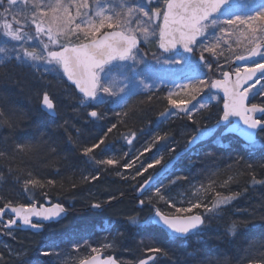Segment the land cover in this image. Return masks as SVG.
Returning a JSON list of instances; mask_svg holds the SVG:
<instances>
[{
  "label": "trees",
  "instance_id": "16d2710c",
  "mask_svg": "<svg viewBox=\"0 0 264 264\" xmlns=\"http://www.w3.org/2000/svg\"><path fill=\"white\" fill-rule=\"evenodd\" d=\"M43 39L47 41L46 37ZM14 45L8 43L12 54L16 53L13 51ZM147 50L143 45L138 54L145 53L153 58L163 56L158 49L154 53ZM207 56H210L207 58L211 62H215V57ZM4 61L0 64V113L14 112L19 126L12 128V121L0 115V207L7 202L25 206L35 204L37 207L59 203L67 205L72 212L66 222L46 226L41 235L17 231L13 232L14 238L6 237L0 245V253L7 244L11 251L8 264H61V257H66L70 264H80L81 260L95 254L91 252V247H97L99 251L103 249V253L115 256L122 264H135L151 255H159L155 264H201L199 255H189L197 250L212 264H217L225 254L228 264H247L248 260L260 264L264 260V228L260 227L264 223L260 219L264 217V133L259 145L253 147L246 146L235 137L201 145L182 158L176 168L156 186L161 190L177 188L184 191L190 201L209 206L217 193L236 196L231 203L215 210L216 218L211 220L202 236L194 235L187 242L170 240L159 229L151 226L138 228L131 225L129 219L134 215L137 223L142 224L151 215V209L139 208L138 200L132 199L133 194L137 193L134 186L143 182L150 173L159 171L163 163L175 155L166 148L158 151L165 141L157 144L154 137L167 134L177 141L179 151L188 137L195 134L192 129L196 126L167 104L170 91L161 89L139 93L124 108L110 104L96 108L88 105L90 103L87 101L84 105L80 104L83 98L66 83L59 68H52L55 77L43 79L33 68L21 65L15 59L6 58ZM229 66L230 63L224 64V70ZM207 76L216 78L209 72ZM44 91L49 93L56 106L54 117L41 108ZM173 98L177 102H186L188 95L182 90ZM253 102L264 103V98H256ZM166 108L175 115L160 123L159 114ZM91 110L103 112L104 118L94 120L89 117L87 113ZM25 113L29 115L28 119H24ZM221 113L222 102L218 99L193 115L198 124L207 123L210 128ZM205 117L209 119L205 121ZM112 125L116 127L108 132ZM131 137L136 140L129 145L127 140ZM100 138L105 139L108 148L103 152L96 149V155L101 159L117 160V164L96 166L82 155L84 146H91ZM21 141L39 143L35 150L29 152L16 147ZM149 147L152 150L145 151ZM137 156L139 160L133 168L123 167ZM157 158H162L160 165H155L135 180L131 178L138 169L142 170ZM96 173L100 174L98 181L82 179L84 175ZM32 179L44 183L45 187L29 184L26 190L25 181ZM48 179L54 180L55 184L47 185ZM173 180L175 183H172ZM254 180L260 183H254ZM72 183H76L77 187L72 188ZM155 188L148 194L155 196ZM189 189L193 191L188 192ZM107 201L113 204L101 213L88 211L91 203ZM157 206L168 211L164 203L159 202ZM202 211L194 209L189 215ZM246 221L255 223L257 227L252 230L243 228L242 222ZM231 222L238 227L229 240L225 227ZM108 223L113 225L110 232L102 228ZM116 232L121 235H115ZM74 244L80 247L74 249ZM149 247H160L166 254L151 253L147 251ZM42 251L57 255L45 257L41 255ZM1 262L7 264L3 259Z\"/></svg>",
  "mask_w": 264,
  "mask_h": 264
},
{
  "label": "snow or ice",
  "instance_id": "6c2138e0",
  "mask_svg": "<svg viewBox=\"0 0 264 264\" xmlns=\"http://www.w3.org/2000/svg\"><path fill=\"white\" fill-rule=\"evenodd\" d=\"M93 3L94 9L90 7L89 0H69L68 3H64L63 0H55V3H50L49 0H36L30 7L29 0H0V7L3 8L0 16L8 14L12 16L11 22L7 19L3 22L4 35L13 41L20 42L25 40L27 36L24 31L25 28L32 26L35 28V37L27 36V39H36L43 46V50L37 52L35 48L29 51L24 48L23 44L14 45L13 51L16 52V55L7 57V59H15L19 64L36 71L43 69L40 72L41 77L45 73L51 75L50 68H59L67 81L75 85L76 89L83 95L84 99L80 101V104L84 105L85 101H90L98 108L106 103L105 96L116 95L111 88L101 84L100 71L105 65L114 64L116 61H133V64L138 62L139 41L137 32L143 35L145 41L150 35L155 36L158 32L159 48L164 53L171 52L181 46L183 52L189 56H181L179 59L173 56L165 59L164 62L180 64L181 61H185L196 70L197 74L194 77H188L189 83L181 85V89L188 95L187 101L177 102L173 97L179 93L170 92L167 97V104L171 109L184 114L187 120L196 126L192 129L195 134L188 137L179 151L176 147L177 141L168 137L167 134L154 137L157 144L162 140L165 141V144L158 151H163L166 148L168 152L175 153V155L170 156L159 171L150 173L143 182L134 186L138 193L143 194L138 199L139 207L151 209V215L142 224L137 223L134 215L129 219L131 225L138 228L151 226L159 229L170 240L187 242L194 235L202 236L210 226L211 220L216 218L215 210L221 208L222 205L231 203L236 196H222L217 193L211 206L199 201H188L187 206H177L170 199H165L161 193V187L155 188V196L148 193L152 191L154 185L159 184L174 169L175 164L186 151L203 142L204 138L211 134L212 129L207 126V123L198 124L193 113L199 109L207 108L213 101L219 99L223 103L222 113L217 117L213 128L224 127L231 131L229 125L232 120L230 118L235 117L239 118L243 125L250 130L264 131V103L250 102V94H252L253 99L256 95L264 97V84L261 83L264 81V11L246 19H232L229 16V0H113L107 8L101 0H93ZM161 3L163 7H161ZM21 4H23V8L20 7ZM73 8H75L74 14ZM25 11H30L31 17L29 19L25 16L22 21L19 17L23 16ZM217 13L219 15H216ZM14 24L18 26L14 28ZM236 31H239L241 36H246L248 42L254 45L248 49L247 55L236 54V61L252 60L257 56L262 58L260 61L253 60V64L245 66L243 72L240 67H237L234 72L224 70V65L219 62L223 50L217 52L222 43L227 44L229 50L232 49L228 40ZM218 32L221 34L217 35ZM44 37L47 38L46 42ZM60 37L64 38V42L60 41ZM72 37H75V41L71 39ZM50 45L55 47L50 48ZM197 50H199L198 57L196 56ZM0 53H5L4 47H0ZM205 53L215 57V63L206 58ZM139 60H143V57H139ZM4 62L0 59V64ZM120 66L124 65L121 64ZM202 68L207 69V72L212 73L213 76L218 72L220 78L212 79L207 74H200L199 70ZM140 84L142 85L141 90L131 93L129 99L123 100L119 104L121 108L127 107L140 92H151L155 89L154 83L149 84L142 80ZM258 85L259 88H257ZM254 89L257 90L255 93H253ZM221 92L222 97L219 95ZM121 93H123V89ZM194 101L195 103H193ZM55 107L49 93L44 91L41 100L42 110L53 115ZM257 113L260 114L259 117L256 116ZM87 114L94 120L104 118V113L98 110H91ZM0 115H5L12 121L10 125L12 128L19 126L18 121L14 118L16 115L14 112H3ZM174 115V112L166 108L160 112L158 122L163 123ZM28 118L29 115L25 113L24 119ZM204 119L207 121L209 117ZM115 127L116 125H112L107 131L112 132ZM248 138L249 141H252L251 133H248ZM38 143L39 141L35 143L21 141L16 147L22 151L31 152L35 150ZM127 143L131 145L133 139L129 138ZM107 148L105 139L100 138L91 146H84L82 155L88 157L89 161L96 166H113L118 163L117 160L101 159L96 155V149L103 152ZM151 150V147L145 149V151ZM136 160H139V156L123 167L125 169L133 168ZM161 163L162 158H157L154 163H148L146 167H142V170L138 169L131 178L135 180L138 176H142L149 169ZM82 179L89 182L98 181L100 174L84 175ZM46 183L47 185H54L55 181L48 179ZM172 183H175V180ZM254 183H260V181L254 180ZM29 184L33 187L37 185L41 188L45 187L44 183L32 179L25 181L26 190ZM71 186L72 188L77 187L76 183H72ZM112 199L115 200L116 197H112ZM159 201L164 202L168 211L157 206ZM110 203L111 201L95 202L91 203L90 207L95 210H103ZM194 209H203V211L189 215L193 213ZM7 212L14 214V216L6 217ZM66 215V209L59 203L52 205L51 209H38L35 204L25 206L7 202L3 207H0V235L14 238L12 229L20 227V225L32 229L42 228V224L33 222V217L43 221L59 222V220L65 219ZM55 218H59V220ZM260 219L264 221V217H260ZM241 226L249 230L257 227L255 223L248 221L242 222ZM237 227L235 222H231L225 227V235L229 240L236 234ZM260 227L264 228V223H261ZM102 228L110 232L113 225L108 223ZM4 229L9 231H4ZM115 235L121 234L116 232ZM72 247L78 249L80 245L74 244ZM147 251L166 254L165 250L160 247H149ZM91 252L98 253L99 249L91 247ZM18 255H23V253H18ZM41 255L48 257L57 254L42 251ZM189 255H199L201 264H212V261L198 250L189 253ZM157 260L158 256L151 255L141 259L139 264H150V261L155 264ZM80 264H101V261L99 255H93L81 260ZM102 264H116V261L114 258L108 257ZM217 264H228L227 255L225 254L221 260H218ZM247 264H254V261L248 260ZM260 264H264V260H261Z\"/></svg>",
  "mask_w": 264,
  "mask_h": 264
},
{
  "label": "rangeland",
  "instance_id": "374dc122",
  "mask_svg": "<svg viewBox=\"0 0 264 264\" xmlns=\"http://www.w3.org/2000/svg\"><path fill=\"white\" fill-rule=\"evenodd\" d=\"M36 2V0H29V7L32 3ZM50 3H55V0H49ZM64 3H68L69 0H63ZM102 3H104V6L107 8L112 1L110 0H101ZM261 4H264V0H245V2L240 5L239 7L230 8L229 16L232 19H246L249 16H254L260 11H264V6L260 7V11H258V8ZM89 5L91 8H95V5L93 3V0H89ZM21 8H23V4L20 5ZM151 7V5H150ZM161 7H163L161 3ZM3 11V8L0 7V12ZM19 11V9H18ZM73 14L75 13V8L72 9ZM228 14V13H226ZM28 17L30 19L31 12L25 11L24 15L19 17L22 21L24 17ZM226 18V17H222ZM7 19L9 22L12 20L11 14L0 16V30H1V37L0 38V47L5 48V53H0V59L6 60L7 57H13L16 55L12 54L10 50L8 49V43L12 44H23L24 48H27L29 51L35 50L37 52H40L43 50V46L39 43L36 39L28 40L27 36L35 37V28L32 26H27L25 28V32L27 33V36L25 40L17 42L11 40L10 37H6L4 35V28H3V22ZM18 25L14 24L13 27H17ZM227 27V26H225ZM211 32V29L209 30ZM221 34V33H220ZM137 39H139L145 47H147V51L154 53L158 47H159V36L158 32L155 36H149L148 40L145 41L143 35H141L139 32L136 33ZM61 42H64V38H59ZM73 41H75V37L71 38ZM207 42V41H206ZM228 43L232 45V49H228L227 44H221L220 48L217 49V52L223 50V55L220 56L222 58L219 61L221 64H229L230 66L225 70L229 71H235L234 70V62L236 61L235 57L236 54H244L247 55L248 49L253 47V44H250L248 42V39L246 36H241L239 31H236L232 34L231 38H229ZM199 53V50H197ZM211 55L209 53H205L206 58H210ZM183 55H174L177 59H179ZM226 58L224 59V57ZM6 57V58H3ZM139 57H143V60H139ZM173 57V56H171ZM170 58L167 56H161V57H151L145 53L138 54V62L133 64V61H126V62H118L116 64H113L112 66L105 69L100 74V80L101 84L105 87L111 88V90L116 93V95L112 96H105L104 99L106 101L105 104L110 105H117L126 99L130 98V94L133 92H139L141 90L142 85L140 84V81H145L149 84H155V89L151 92L159 91L161 89H168L172 93H180L182 91L181 85H183L185 82L189 81L188 77H194L197 73L196 70L193 69L192 66H190L187 62L181 61L180 64H172V63H165V59ZM219 58V59H220ZM262 60V58H261ZM159 61V62H158ZM215 63V62H214ZM123 64L124 66H120ZM232 66V67H231ZM53 68V67H52ZM50 68L51 75L45 73L43 79L47 77H55L54 71ZM243 72V68H240ZM34 70V69H33ZM60 70V69H59ZM37 75H40V72L43 71L41 69L40 71H36ZM200 74H207V69H200ZM60 73L62 75V72L60 70ZM216 78L219 77V73H216ZM264 81H261L263 84ZM260 86L258 85L257 88ZM123 89V93H121V90ZM257 90L254 89L253 93H255ZM140 93H149V92H140ZM258 96V95H256ZM255 96V97H256ZM250 97L253 98L252 94H250ZM260 98H264L259 96ZM89 103V102H88ZM87 105V104H86ZM88 105H93L91 102ZM94 106V105H93ZM192 189H189L188 192H192ZM162 195H164L165 199H170L171 202L175 203L176 205H185L187 206V202L190 201V199L187 197L186 193L184 191H180L177 188L174 189H162L161 190ZM158 199V198H157ZM161 203H164L163 201H159ZM6 235H4L5 237ZM8 237V236H7ZM6 239V238H4ZM6 248V247H4ZM11 257H14L13 254L10 255ZM16 258H19V256H16Z\"/></svg>",
  "mask_w": 264,
  "mask_h": 264
},
{
  "label": "water",
  "instance_id": "95a60500",
  "mask_svg": "<svg viewBox=\"0 0 264 264\" xmlns=\"http://www.w3.org/2000/svg\"><path fill=\"white\" fill-rule=\"evenodd\" d=\"M243 2H244V0H229V5H228V6H229V7L238 6L239 4H241V3H243ZM216 15H219V14L217 13ZM138 41H139V40H138ZM141 48H142V43L139 41V43H138V51H139ZM159 50H160L161 54H163V55H167V56H173V55H175V54H177V53H183V54H185L186 56H189V54L183 52V48H182L181 46H178L176 49H173L171 52H168V53H164L163 50L160 49V48H159ZM259 58H260V56H257V57H255V58H253L252 60H246V61H243V62H241V61H236V62L234 63V66H235V67H245V66H247V65H251V64H253V60L258 61ZM117 62H119V61H116V62H114V63H117ZM110 65H112V64L105 65L104 68H103V70H104L105 68H107L108 66H110ZM103 70H102V71H103ZM102 71H100V72H102ZM99 74H100V73H99ZM257 75H260V74L257 73ZM232 78L234 79L235 77L233 76ZM64 79H65V81L67 82V84L70 85L71 87H73V88L76 90L77 94H78L80 97L83 98V95L78 91V89H76L75 85H73V84H71V82L67 81L66 77H64ZM219 95L222 97V95H223L222 92H221ZM221 101H222V100H221ZM89 102H90V101H89ZM250 102H251V99H250ZM222 109H223V107H222ZM44 112H45L46 114H48L46 110H44ZM48 115H49V114H48ZM55 115H56V111L54 110V114H53V115H49V116L54 117ZM256 116L259 117L260 114L257 113ZM230 119L232 120V123L229 125V128L231 129V131L226 130V131L222 134V137H228V136L235 137V138L239 139L240 141H242V142H243L244 144H246L247 146H253V145L257 144V142H258V136H259L260 133L263 132V131H260V130H255V131H253V130L248 129L246 126L243 125L242 121H240L239 118H235V117H233V118H230ZM210 129H212L211 134L208 135V136H206V137L204 138L203 142L197 144L195 147H193V148H191L190 150L186 151L185 154H184L183 156H181V158L179 159V161H180L183 157L187 156V155L190 154L192 151H194L195 149H197L199 146L211 142V141L215 138V136L219 133V131H220L221 129H224V127H220V128H213V127H210ZM248 133H251V135H252V141H249ZM179 161H178V162H179ZM178 162H177V163H178ZM177 163L175 164V167H176ZM175 167H174V168H175ZM170 172H171V171H170ZM170 172H169V173H170ZM169 173H168V174H169ZM168 174H167V175H168ZM167 175H166V176H167ZM166 176H165V177H166ZM154 186H155V185H154ZM154 186H153V187H154ZM142 195H143L142 193H138V192H137V195L135 196V198L138 200ZM42 208H48V209H51V207H42ZM38 209H39V208H38ZM40 209H41V208H40ZM65 209H66V208H65ZM66 211H67V215H66V218H65V219H63V220H59V218H55L56 220H59V222L43 221V220H41V219H38V218H36V217H33V218H32V219H33V222L38 223V224H42V225H43L42 228H40V229H32V228H29V227H26V226L20 225V227H14V229H12V231H22V232H25V233H32V234H34V235H40V234H42V233L44 232L46 226H49V225H52V224H59V223L64 222V221L69 217V215H70V212H69L67 209H66ZM100 211H101V210H100ZM13 216H14V214H12V213H10V212H7V213H6V217L11 218V217H13ZM18 224H20L19 221H18ZM5 231H9V230H8V229H5ZM3 239H4V235H0V242H2ZM156 256H157V255H156ZM99 257H100L101 264H102V262H103L104 260H107V259H108V258H105L103 255H99ZM112 258L115 259V257H112ZM158 259H159V256H158ZM115 261H116V259H115ZM116 264H119V263L116 261ZM150 264H152L151 261H150Z\"/></svg>",
  "mask_w": 264,
  "mask_h": 264
},
{
  "label": "bare ground",
  "instance_id": "6f19581e",
  "mask_svg": "<svg viewBox=\"0 0 264 264\" xmlns=\"http://www.w3.org/2000/svg\"><path fill=\"white\" fill-rule=\"evenodd\" d=\"M263 133H264V131L263 132H261L260 133V135L258 136V143L260 142V137H261V135H263ZM132 139H133V141H135L136 140V138L135 137H131ZM136 162H137V160H136ZM163 167V166H162ZM161 167V168H162ZM171 173V172H170ZM169 173V174H170ZM168 174V175H169ZM167 175V176H168ZM166 176V177H167ZM166 177H164V179L166 178ZM158 184H156L153 188H152V190L157 186ZM151 192V191H150ZM149 192V193H150ZM137 195V193H135V194H133V196H132V199H134V200H137L136 198H135V196ZM113 204V202H111L110 204H108V205H106L104 208H107V207H109L110 205H112ZM52 205H54V204H51V205H44V206H40V207H37V208H42V207H52ZM64 208H66L69 212H70V215L72 214V212L69 210V208H68V206L67 205H64V204H61ZM88 211L90 212V213H92V214H98V213H101L103 210H95V209H92L91 207L88 209ZM70 215H69V217H70ZM68 217V218H69ZM9 218V217H8ZM68 218L64 221V222H66L67 220H68ZM104 220L106 219L105 217L103 218ZM64 222H62V223H64ZM59 224H61V223H59ZM52 225H54V224H52ZM55 225H58V224H55ZM4 231H5V229H4ZM13 232H15V231H13ZM19 232H22V231H19ZM22 233H25V232H22ZM7 236H5L4 238H6ZM4 241H5V239H3V241L2 242H0V245L2 244V243H4ZM4 247H6V248H4ZM9 246L7 245V244H5L3 247H2V250H3V252H1L0 253V264H2V262H1V259H3V261L5 260V262L8 264L9 263V255L8 254H10L11 253V251H9ZM101 250H103V249H100V251L98 252V253H95L94 255H103L105 258H108V257H115V256H107L105 253H103ZM157 256H159V255H157ZM115 259H116V257H115ZM116 261L119 263V264H122V263H120L117 259H116ZM61 264H70L69 262H68V260H67V258L66 257H61ZM135 264H139V262H137V263H135Z\"/></svg>",
  "mask_w": 264,
  "mask_h": 264
},
{
  "label": "flooded vegetation",
  "instance_id": "af4514ba",
  "mask_svg": "<svg viewBox=\"0 0 264 264\" xmlns=\"http://www.w3.org/2000/svg\"><path fill=\"white\" fill-rule=\"evenodd\" d=\"M217 35H220V33L218 32ZM260 60H261V59H260ZM260 60H259V61H260ZM255 98H257V99H261V98L259 97V95L256 96ZM255 98H254V99H255Z\"/></svg>",
  "mask_w": 264,
  "mask_h": 264
}]
</instances>
